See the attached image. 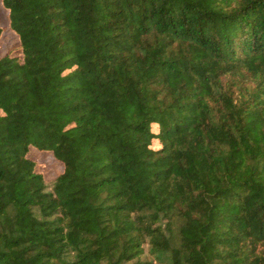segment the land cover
<instances>
[{
	"label": "trees",
	"instance_id": "trees-1",
	"mask_svg": "<svg viewBox=\"0 0 264 264\" xmlns=\"http://www.w3.org/2000/svg\"><path fill=\"white\" fill-rule=\"evenodd\" d=\"M0 6V264H264V0Z\"/></svg>",
	"mask_w": 264,
	"mask_h": 264
},
{
	"label": "rangeland",
	"instance_id": "rangeland-1",
	"mask_svg": "<svg viewBox=\"0 0 264 264\" xmlns=\"http://www.w3.org/2000/svg\"><path fill=\"white\" fill-rule=\"evenodd\" d=\"M0 25L8 26V14L5 9L0 6ZM8 28V27H7ZM0 40V57L3 56L8 48L13 45L16 41V35L10 30H7ZM32 155L41 162L42 169L47 177V179L54 178L60 171L61 166L58 162L54 161L49 154L40 153L35 148L32 149Z\"/></svg>",
	"mask_w": 264,
	"mask_h": 264
}]
</instances>
